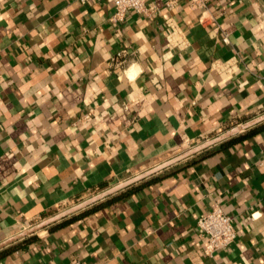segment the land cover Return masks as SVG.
<instances>
[{
  "label": "crops",
  "instance_id": "1",
  "mask_svg": "<svg viewBox=\"0 0 264 264\" xmlns=\"http://www.w3.org/2000/svg\"><path fill=\"white\" fill-rule=\"evenodd\" d=\"M150 6L0 0V243L264 114V0ZM214 204L236 239L209 257ZM76 263L264 264V123L0 249Z\"/></svg>",
  "mask_w": 264,
  "mask_h": 264
},
{
  "label": "built area",
  "instance_id": "2",
  "mask_svg": "<svg viewBox=\"0 0 264 264\" xmlns=\"http://www.w3.org/2000/svg\"><path fill=\"white\" fill-rule=\"evenodd\" d=\"M113 7L111 21L113 23L123 21L126 13L133 11L139 14H149L151 11L150 0H106ZM164 5L173 10L177 7L179 0H162ZM194 5L203 7L208 0H191ZM226 41V40H225ZM124 61L117 63V69H123ZM197 230L205 238L203 254H213L226 250L236 239L233 220L224 214L222 208L214 204L197 219ZM77 264V263H76Z\"/></svg>",
  "mask_w": 264,
  "mask_h": 264
},
{
  "label": "water",
  "instance_id": "3",
  "mask_svg": "<svg viewBox=\"0 0 264 264\" xmlns=\"http://www.w3.org/2000/svg\"><path fill=\"white\" fill-rule=\"evenodd\" d=\"M264 123V114L256 117V118H253L249 121H246L244 123H242L241 125H238L228 131H226L225 133L219 135L218 137H215L214 139H211L209 141H206L202 144H200L199 146L169 160V161H166L160 165H158L157 167H154L153 169H150L148 171H145L135 177H132L131 179L125 181V182H122V183H119L105 191H102L100 193H97L95 195H93L92 197L88 198V199H85L51 217H48L46 218L45 220L39 222L38 224L34 225L33 227L29 228L28 230H25L9 239H7L6 241H3L2 243H0V249L4 248V247H7L9 245H11L12 243H15L16 241L26 237V236H29V235H32L40 230H43L55 223H58L60 222L61 220H64L70 216H73L79 212H82L84 210H86L87 208L91 207L92 205H95L97 203H99L100 201H103L104 199L106 198H109L110 196L118 193V192H121L127 188H129L130 186L132 185H135L161 171H163L164 169H167L173 165H175L176 163H179L181 161H183L184 159H187L197 153H200L212 146H215L219 143H222L223 141L225 140H228L232 137H235L237 135H239L240 133L242 132H245L247 130H250L252 128H255L261 124Z\"/></svg>",
  "mask_w": 264,
  "mask_h": 264
}]
</instances>
